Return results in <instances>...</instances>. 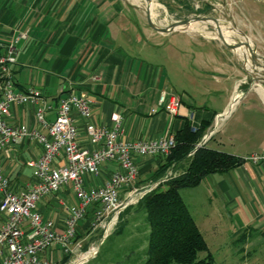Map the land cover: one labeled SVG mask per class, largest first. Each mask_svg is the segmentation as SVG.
<instances>
[{"label": "crops", "instance_id": "0c3cea01", "mask_svg": "<svg viewBox=\"0 0 264 264\" xmlns=\"http://www.w3.org/2000/svg\"><path fill=\"white\" fill-rule=\"evenodd\" d=\"M244 3L249 16L259 19L262 39L251 44L264 56V0ZM244 31L256 30L251 26ZM10 41H15L17 47L15 62L10 66L19 87L39 88L51 105L67 93L84 92L92 100L96 122L110 124L114 111L122 115V135L129 140L174 135L186 120L193 127L211 120L207 132L215 115L227 107L236 83L249 78L235 52L222 42L176 31H154L129 0H0V46ZM240 88L244 94L234 110L203 145L243 157L264 147V96L257 84L249 89L243 83ZM163 89L180 95L178 114L170 115L160 106ZM34 109L30 103H13L7 120L36 127ZM54 118L51 108L46 120ZM76 124L84 136L83 121L78 116ZM41 130L46 132V128ZM82 141L88 145L85 138ZM40 152V144L28 137L0 151V166L15 190L34 182V169L27 162ZM136 162V184L156 180L153 175L160 158L137 156ZM118 168L116 163L106 162L97 175H85V182L101 185ZM204 182L210 209L200 213L199 220L184 199L203 237L208 235L220 246L242 242L228 256L246 264L259 258L263 261L258 264H264V242H254V235L264 233V164L244 162L223 172L209 173L198 185L187 188H198ZM125 191L123 186L120 193ZM70 206H78L70 184L37 202V208L54 221L59 231ZM98 206H88L76 225V241L81 242V248L95 234L88 226ZM5 219L0 213V227ZM143 220L144 236L136 245L140 260L145 258L148 233ZM129 232L132 239L137 238L134 228ZM113 234L103 236L98 246ZM74 254L65 255L58 244H53L43 256L53 257L56 264H68Z\"/></svg>", "mask_w": 264, "mask_h": 264}, {"label": "built area", "instance_id": "2783aa9c", "mask_svg": "<svg viewBox=\"0 0 264 264\" xmlns=\"http://www.w3.org/2000/svg\"><path fill=\"white\" fill-rule=\"evenodd\" d=\"M16 52L15 41L0 46V151L28 137L40 144L41 152L27 162L34 169L35 180L26 188L15 190L0 166V213L6 217L0 227V264H56L53 257L43 256L44 251L53 244H58L65 255L70 252L76 254L77 257L73 256L68 264H75L89 253L84 259L87 261L98 250V245H91L77 254L81 242L76 241V225L84 217L87 207L99 205L93 211L90 224L93 229L98 225L103 227V236L106 237L121 211L137 203L158 183L177 173L172 163L158 179L136 184L139 174L136 157L167 158L176 144L174 135L126 139L122 135V115L114 111L110 114V124L96 122L91 109L92 100L81 91L67 93L55 105H51L39 88L18 86L10 66L15 62ZM246 80L244 77L236 83L227 107L215 115L213 125L201 136L196 146L203 145L219 127L221 120L234 110L244 94L240 86ZM13 103L35 106L36 127L8 122ZM159 103L167 113L176 115L181 107V98L174 91L163 89ZM51 108L55 111V118L47 121L46 114ZM151 111L155 112L156 108ZM77 116L83 121L84 136L76 124ZM41 127L46 128V132ZM83 138L88 145L83 143ZM193 152L194 149L188 156ZM243 159L252 164H264V147L243 156ZM106 162H114L119 168L101 185H87L85 175H97ZM68 184L78 200V206L68 208L64 227L59 231L54 221L37 208V202ZM123 186L126 191L121 194ZM100 218H109V221H98Z\"/></svg>", "mask_w": 264, "mask_h": 264}, {"label": "trees", "instance_id": "16d2710c", "mask_svg": "<svg viewBox=\"0 0 264 264\" xmlns=\"http://www.w3.org/2000/svg\"><path fill=\"white\" fill-rule=\"evenodd\" d=\"M210 124L211 120L202 121L193 129L188 120L184 122L174 133L176 144L171 154L159 162L153 178L161 177L172 163L177 173L158 183L135 205V209L143 213L148 227L143 264H216L180 193L182 188L198 185L209 173L223 172L244 163L242 156L204 145L195 147ZM193 149V154L188 156ZM131 208L129 206L123 212ZM123 212L118 216L120 225L113 233H118L124 226ZM199 252H205V255L199 257Z\"/></svg>", "mask_w": 264, "mask_h": 264}, {"label": "rangeland", "instance_id": "374dc122", "mask_svg": "<svg viewBox=\"0 0 264 264\" xmlns=\"http://www.w3.org/2000/svg\"><path fill=\"white\" fill-rule=\"evenodd\" d=\"M137 5L139 14L141 18L146 19V1L145 0H129ZM155 3H159L162 8L159 10L155 4H152L151 9L156 14L153 20L158 25L168 24L174 20L181 19H190L197 15L201 16H210L217 19L218 24L222 29L229 32L230 38L234 41L244 40V37H247L248 40L253 44V40H261L262 34L259 33V19L257 17H250L249 13L246 10V5L244 0H152ZM163 14V15H162ZM153 17V16H152ZM160 23H159V22ZM213 22V21H212ZM263 22V21H262ZM197 24L196 30H189V28L184 27L177 30H173L179 33L193 34L204 36L210 40L217 41L223 45L218 37H215L217 33L214 25L207 23L205 21H194ZM253 26L256 31L254 33H247L244 30L247 27ZM151 27V26H150ZM152 28V27H151ZM154 31H158L152 28ZM188 29V30H187ZM201 29V30H200ZM204 30V31H203ZM172 32V31H171ZM225 36V35H224ZM236 36V37H235ZM226 37V36H225ZM240 37V38H239ZM247 50V49H246ZM235 57L239 59V56L242 58L245 57L244 51L242 48H236ZM258 53V52H257ZM260 54V53H258ZM261 55V54H260ZM241 61V60H240ZM241 64L242 61L240 62ZM246 74L247 71H246ZM249 75V74H248ZM246 80V84L249 89L253 88L257 84V89L261 93L264 92V85H260L257 80L250 78ZM177 171V168H175ZM180 193L189 203V208L194 214L196 219H200V213L210 209V206L207 202V195L205 193V182L201 184L198 188H183L180 189ZM137 203L130 205L133 206L127 213L121 211V213H126L124 215L125 223L124 226H121L118 233L113 234L108 238L103 244L98 246V250L95 256L91 257L86 264H143L144 259L140 260V249L136 250L137 243H142V220L143 213L140 211H134L135 205ZM142 214V215H141ZM123 219V220H124ZM142 219V220H141ZM109 221V218H100L98 221ZM144 222V220H143ZM91 223V222H90ZM120 224L117 220L109 228L108 235L118 227ZM89 231L93 229L92 224L88 226ZM134 228L136 239H132V236H129V231ZM139 228V229H138ZM137 229V230H136ZM95 233L91 234L88 239V243L84 248H80L77 251V254H80L87 250L91 245H98L100 239L103 237L104 228L98 225L93 229ZM146 235V234H145ZM205 239L208 242L209 250L213 255L214 261L216 264H246L245 262H240L237 257H229L228 254L236 251V248L239 247L242 242H237L235 244L229 243L228 246H220L219 244L213 243L208 235H204ZM256 241L264 242V233H259L254 235ZM146 244H147V235H146ZM229 247V250H228ZM229 252V253H228ZM205 252H199L198 256L203 257ZM76 254L74 255V257ZM73 257V258H74ZM77 257V256H76ZM262 262V259L254 258L249 262L250 264H258Z\"/></svg>", "mask_w": 264, "mask_h": 264}, {"label": "water", "instance_id": "95a60500", "mask_svg": "<svg viewBox=\"0 0 264 264\" xmlns=\"http://www.w3.org/2000/svg\"><path fill=\"white\" fill-rule=\"evenodd\" d=\"M145 1L148 4L151 0H145ZM146 12H147L146 19H147L148 24L152 28L160 32H170L173 30L180 29V27L184 28L183 26L187 25L190 21H209V20L213 21L216 26L215 28L217 31V37L220 39V41L225 46L233 50L235 53H236L235 51L236 48H239L241 45L246 46V48L248 49V53H249L248 58H247V55H246V59L243 56L242 58L239 56V59L243 63L242 66L247 71V73L251 76L250 77L251 79L257 80L260 83V85H264V56L256 52L255 48L253 47V45L251 44V42L248 40L247 37H244V40L235 41V43H231L230 41H228L226 37L224 36L222 30L220 29V25L218 24L217 19L215 17L197 15L190 19L174 20L168 23L167 25L162 26V25L156 24L152 20L150 12L147 9H146Z\"/></svg>", "mask_w": 264, "mask_h": 264}, {"label": "bare ground", "instance_id": "6f19581e", "mask_svg": "<svg viewBox=\"0 0 264 264\" xmlns=\"http://www.w3.org/2000/svg\"><path fill=\"white\" fill-rule=\"evenodd\" d=\"M135 1L138 2L137 0H135ZM152 4H155V5L158 7L159 10L162 8V6H161L159 3H155V2L152 1V0H151L148 4L146 3V9L150 12L151 18H152V16H153V17L156 16V14H155V13L152 11V9H151ZM162 15H163V14H162ZM152 20H153V19H152ZM153 21H154V20H153ZM158 22H159V21H158ZM205 22L210 23V24H212V25L215 26V23L212 22L211 20H209V21H205ZM159 23H160V22H159ZM165 25H167V24H163L162 26H165ZM183 27H187V28H189V30H196V28H197V24L194 23V21H190L187 25H185V26H183ZM215 27H216V26H215ZM180 28H181V27H180ZM220 29L222 30L223 34L226 36V39H227L228 41H230L231 43H235V41H234L232 38H230V34H229V32L225 31V30L222 29L221 27H220ZM187 30H188V29H187ZM200 30H201V29H200ZM203 31H204V30H203ZM215 36L217 37V33L215 34ZM235 37H236V36H235ZM239 38H240V37H239ZM240 48H242V50L244 51L245 59H246V55H247V58H248L249 53H248V49L246 48V46L241 45ZM246 49H247V50H246ZM261 94L264 96V92L261 91ZM88 254H89V253H87L86 255H84V256H82L81 258H79V260L76 261L75 264H81V263L84 261V259L87 257Z\"/></svg>", "mask_w": 264, "mask_h": 264}]
</instances>
